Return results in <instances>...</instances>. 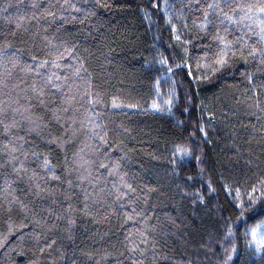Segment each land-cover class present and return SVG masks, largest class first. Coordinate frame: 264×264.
Instances as JSON below:
<instances>
[{
	"label": "trees",
	"instance_id": "1",
	"mask_svg": "<svg viewBox=\"0 0 264 264\" xmlns=\"http://www.w3.org/2000/svg\"><path fill=\"white\" fill-rule=\"evenodd\" d=\"M261 8L0 0V264H264Z\"/></svg>",
	"mask_w": 264,
	"mask_h": 264
},
{
	"label": "rangeland",
	"instance_id": "2",
	"mask_svg": "<svg viewBox=\"0 0 264 264\" xmlns=\"http://www.w3.org/2000/svg\"><path fill=\"white\" fill-rule=\"evenodd\" d=\"M261 234H260V229H257L256 230V232H255V234H254V236H256V237H259ZM260 239V238H259Z\"/></svg>",
	"mask_w": 264,
	"mask_h": 264
},
{
	"label": "snow or ice",
	"instance_id": "3",
	"mask_svg": "<svg viewBox=\"0 0 264 264\" xmlns=\"http://www.w3.org/2000/svg\"><path fill=\"white\" fill-rule=\"evenodd\" d=\"M261 12H264V8H261Z\"/></svg>",
	"mask_w": 264,
	"mask_h": 264
}]
</instances>
